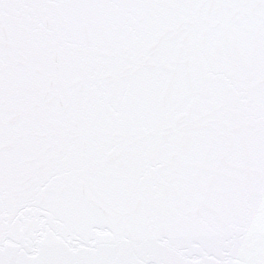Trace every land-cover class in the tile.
Masks as SVG:
<instances>
[{"label": "snow or ice", "instance_id": "snow-or-ice-1", "mask_svg": "<svg viewBox=\"0 0 264 264\" xmlns=\"http://www.w3.org/2000/svg\"><path fill=\"white\" fill-rule=\"evenodd\" d=\"M0 264H264V0H0Z\"/></svg>", "mask_w": 264, "mask_h": 264}]
</instances>
